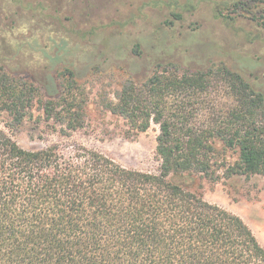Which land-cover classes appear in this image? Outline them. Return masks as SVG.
Segmentation results:
<instances>
[{
	"label": "trees",
	"instance_id": "trees-1",
	"mask_svg": "<svg viewBox=\"0 0 264 264\" xmlns=\"http://www.w3.org/2000/svg\"><path fill=\"white\" fill-rule=\"evenodd\" d=\"M113 95L104 107L126 136L157 124V170L81 143L25 148L8 132L18 129H0V264H264L247 224L190 188L196 177L219 178L218 144L237 155L226 176L264 174L263 92L222 60L202 68L167 60ZM85 109L70 67L36 84L0 65V123L17 127L38 112L70 137Z\"/></svg>",
	"mask_w": 264,
	"mask_h": 264
},
{
	"label": "rangeland",
	"instance_id": "rangeland-1",
	"mask_svg": "<svg viewBox=\"0 0 264 264\" xmlns=\"http://www.w3.org/2000/svg\"><path fill=\"white\" fill-rule=\"evenodd\" d=\"M234 1L0 0V65L36 84L68 66L86 98L83 126L70 137L58 136L38 112L0 129H18L7 131L25 148L81 143L122 166L155 172L157 124L126 136L128 126L104 103L128 77L143 78L167 60L194 68L222 60L264 94V0H250L239 14L230 11ZM217 149L219 178L196 177L190 188L238 215L264 247V174L226 176L237 155Z\"/></svg>",
	"mask_w": 264,
	"mask_h": 264
}]
</instances>
